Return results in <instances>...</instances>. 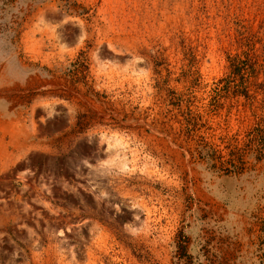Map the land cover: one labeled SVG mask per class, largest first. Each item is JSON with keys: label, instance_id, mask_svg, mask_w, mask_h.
I'll return each mask as SVG.
<instances>
[{"label": "rangeland", "instance_id": "obj_1", "mask_svg": "<svg viewBox=\"0 0 264 264\" xmlns=\"http://www.w3.org/2000/svg\"><path fill=\"white\" fill-rule=\"evenodd\" d=\"M243 53L264 0H0V264H264Z\"/></svg>", "mask_w": 264, "mask_h": 264}, {"label": "trees", "instance_id": "obj_2", "mask_svg": "<svg viewBox=\"0 0 264 264\" xmlns=\"http://www.w3.org/2000/svg\"><path fill=\"white\" fill-rule=\"evenodd\" d=\"M230 61V79L227 77L226 83L221 86H217L213 99L215 100V96L217 95L222 96L223 94L225 95V93L229 94L230 92H232L234 97L238 95H243L247 99L253 100L252 102L256 101L257 95H259L260 93L264 94V82L258 83L255 89L253 90L254 92L251 94L248 92L249 89L247 87L239 89V84H237V87L234 88L233 86H231L230 83L234 82L237 78L244 79L245 74H247L251 78L252 76H258L262 72V70L264 73V63H259L258 55H251L248 53H243V55H235L231 57ZM262 101L264 100L262 99ZM257 110L258 105H255V109H253V114L256 116V121L254 125L248 131H246V134L244 136H251V141L255 142V147L252 149V152H254L256 158L260 160L264 158V118L262 117V115H258ZM235 138L236 141H239L238 136H235ZM204 147L205 146H203V148ZM235 148H237V150L239 151L241 146H239L238 144V146L235 145ZM209 149L210 148L208 147V150ZM232 162L235 164L234 161ZM234 166H236V164Z\"/></svg>", "mask_w": 264, "mask_h": 264}, {"label": "bare ground", "instance_id": "obj_3", "mask_svg": "<svg viewBox=\"0 0 264 264\" xmlns=\"http://www.w3.org/2000/svg\"><path fill=\"white\" fill-rule=\"evenodd\" d=\"M110 139H112V140L111 141L108 140V142H107V144H108L107 145L108 146L107 148L109 149V152H108L107 156L103 159V162H106L107 163V162H113V161L116 160L119 163L120 166H126L127 165L126 158L123 157V156L119 158V156H120L119 155V152H117L116 150H113L114 148H113V146H111V144H112L113 141H114L113 142L114 144L119 143L118 138H116V137H113L112 138V136H111Z\"/></svg>", "mask_w": 264, "mask_h": 264}]
</instances>
